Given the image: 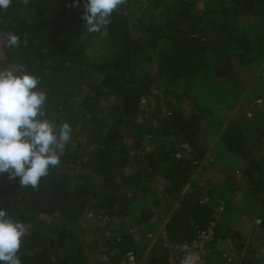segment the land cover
Instances as JSON below:
<instances>
[{
	"label": "trees",
	"instance_id": "16d2710c",
	"mask_svg": "<svg viewBox=\"0 0 264 264\" xmlns=\"http://www.w3.org/2000/svg\"><path fill=\"white\" fill-rule=\"evenodd\" d=\"M166 1L170 11L165 0H151L140 7V0H127L118 6L106 28L112 55L105 61L93 59L75 40L86 32L81 19L85 0H29L27 7L12 0L0 12V31L21 38L13 50L0 41V66L12 64L38 77V87L47 93L48 118L57 125L68 122L73 129L61 164L50 167L38 190L23 188L18 179L9 180L6 174L0 176V207L29 228L19 253L22 264H88L86 256L95 246L75 229L90 214L93 222L106 223L103 239L95 241L103 245L98 247L97 264H127L131 245L136 248L137 264H166L169 251L145 239L137 245L132 242L135 236L127 233L131 227L147 233L142 223L159 213L131 225L122 221L133 216V203L141 194L153 192L160 179L167 182L168 198L183 195L167 213L165 230L172 248L192 241L197 230L214 219L212 206L201 203L204 193L185 194L195 165L182 145L180 149L174 144L178 136L182 144L197 147L213 112L197 100L192 101L189 115L180 108L162 113L150 105L163 77L228 81L235 68L232 56L241 64L259 58L258 52L264 53V0H221L222 15L228 21L219 24V31L203 26V14L196 13L202 0ZM173 3L179 5L173 7ZM251 15V32L235 33L232 18ZM209 52L215 53L213 69L208 67ZM152 64H157V72ZM166 92L181 98L171 89ZM145 100L149 105H143ZM157 113L161 133L150 122ZM249 120L241 115L242 123L221 130V140L225 151L249 163L242 182L256 189V195L263 192L264 165L249 158L241 141L245 128L255 125L254 119ZM261 202L264 207V193ZM228 207L223 212L227 218ZM223 221L217 227L222 240L236 232L226 224L220 229ZM114 222L119 225L110 226ZM214 252L208 264H225L224 257ZM102 254L107 261L101 260Z\"/></svg>",
	"mask_w": 264,
	"mask_h": 264
},
{
	"label": "rangeland",
	"instance_id": "374dc122",
	"mask_svg": "<svg viewBox=\"0 0 264 264\" xmlns=\"http://www.w3.org/2000/svg\"><path fill=\"white\" fill-rule=\"evenodd\" d=\"M149 1L151 0H140L139 7ZM163 4L167 5V9L170 11V5L166 0ZM171 5L174 7L179 4L173 3ZM224 6V2L221 0L200 1L196 6V13L198 15L203 14V26L214 27V30L219 31V24L228 21L222 15ZM244 18L242 16L232 18V22L235 23V33L241 31L251 32V20L254 21V18L252 15L249 19ZM75 40L83 45L88 54L95 60L105 61L112 55L111 42L106 28L102 29L100 33L89 34L84 32L76 36ZM258 54H260L259 58H253L248 63H245V61V64L239 63V59L232 56L231 59L235 68L227 79L228 81L223 77L203 80H171L163 77L160 89L155 90L150 105L162 113L180 108L186 115H189L193 111L192 101L197 100L213 112L214 116L205 121V128H207L201 135L197 147L191 146L190 153L183 152L192 157L195 165L194 177L187 186L185 194L204 193L208 196V193H211L209 197L212 205H223L225 212L227 211L226 206L230 205L228 207L231 211L229 218L226 217L225 213H223L225 216L221 214L220 222L222 218L225 221L220 224V229H224L226 224L230 226V229L236 231L229 237L233 239L236 246V258L242 261V264L251 261V264H264V260H262L264 258V207L261 205L264 193V176L262 177L263 185L261 189L263 192L255 195L256 189L250 184H245V182L243 184L242 182L243 171L246 167H249V163L245 164L243 156H236L225 151L221 140V130H224L228 125L242 123L240 121L241 115H245L250 120L254 119L255 125L245 128L241 141L243 140L249 158L258 160L264 165V53L258 52ZM207 60L208 67H211V69L217 65L215 53L209 52ZM152 66L154 72H157V64H152ZM143 67L144 65L140 68ZM168 89L180 94L181 98L177 100L172 94L166 92ZM259 100L263 101L261 106L256 104ZM143 105H149L148 101L145 100ZM248 113L252 114L251 117L248 116ZM160 118V114L157 113L150 120L154 131L157 133L163 132ZM174 144L180 146L181 149V138L175 137ZM166 186L167 182L165 180L156 181L153 185V192L141 194L142 197L139 198V201L133 203V216L124 217L125 219L122 221L127 222L128 220L130 222L127 224L131 225L141 219L144 220L151 213H159L160 215L152 217L146 223H142L141 227L147 233H158L160 230L165 229L168 218L167 213L170 209L176 207L177 203L183 198V195L168 198L164 192ZM83 224L76 227L77 234L79 233L82 238L88 237L93 244L92 246L102 249L103 245H95V241L99 242L103 239L101 235L104 233L106 223L100 221L95 223L88 215L83 217ZM114 225H119V222H114L110 226L113 227ZM123 234H125V231ZM225 246V242L220 245L222 249ZM95 247L86 256L88 264H97L96 259L98 260L101 250ZM217 259L218 257L214 259V262H218Z\"/></svg>",
	"mask_w": 264,
	"mask_h": 264
},
{
	"label": "clouds",
	"instance_id": "9594fccd",
	"mask_svg": "<svg viewBox=\"0 0 264 264\" xmlns=\"http://www.w3.org/2000/svg\"><path fill=\"white\" fill-rule=\"evenodd\" d=\"M25 7L29 0H20ZM79 3V0H77ZM127 0H85L81 19L89 34L100 33L111 24L114 11ZM12 0H0V12L6 11ZM0 41L8 50L21 44L20 36L0 31ZM38 77L19 71L9 64L0 66V176L19 180L23 188L38 190L41 179L49 175L50 167L61 164V155L72 139L68 122L60 125L48 118L47 93L38 85ZM28 226L13 219L0 207V262L22 264L20 250ZM178 251L180 245L174 246ZM195 251L184 254L180 264H197Z\"/></svg>",
	"mask_w": 264,
	"mask_h": 264
},
{
	"label": "built area",
	"instance_id": "2783aa9c",
	"mask_svg": "<svg viewBox=\"0 0 264 264\" xmlns=\"http://www.w3.org/2000/svg\"><path fill=\"white\" fill-rule=\"evenodd\" d=\"M257 105L261 106L263 104L262 100L256 102ZM251 113H248V116L251 117ZM184 152L190 153L191 146L188 144H182ZM180 157V155H178ZM202 204L212 206L214 213V219L210 223L197 230L196 237L190 241L186 242L181 246L180 251L171 247L170 240L167 236L166 230H160L158 233H141L139 227L128 228L127 233L134 235L135 238L133 242L137 245L141 244L142 240H148L152 245L158 244L162 249L169 251L168 260L166 264H180V261L183 259V256L188 251H195L198 253L197 264H208V256L214 252L218 251L223 257L225 264H242V261H239L236 258L234 249L235 244L232 238L227 237L222 240L218 238L217 227L218 223L221 220V214L224 212V206H214L212 205L211 198L205 195L202 200ZM92 215L90 214V217ZM118 242H122V239L119 238ZM226 243V246L222 249L220 247L221 243ZM129 250L126 252V263L127 264H137V252L134 245H131ZM102 261H107L108 257L105 254L101 255Z\"/></svg>",
	"mask_w": 264,
	"mask_h": 264
}]
</instances>
